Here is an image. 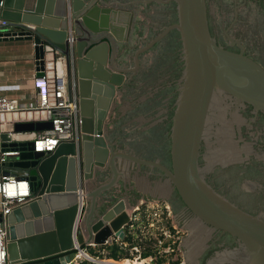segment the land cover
Wrapping results in <instances>:
<instances>
[{"label": "water", "instance_id": "95a60500", "mask_svg": "<svg viewBox=\"0 0 264 264\" xmlns=\"http://www.w3.org/2000/svg\"><path fill=\"white\" fill-rule=\"evenodd\" d=\"M242 1L0 0V18L10 30L20 29L19 36L0 40L32 42L37 70L44 59L63 56L81 118L78 144L47 153H33L32 143L11 144L22 151L13 165L25 170L33 199L5 218L8 264H69L91 245L123 239L132 208L140 200L162 202L171 191L195 219L194 237L185 249L180 245L183 264H200L211 247L204 233L212 232L234 244L206 264H264V204L236 203L206 178L213 165L240 159L233 137L250 125L243 112L250 108L251 121L264 116V68L256 62L264 53V0L240 7ZM167 4L174 18L164 26L158 16ZM170 32L177 34L183 66L173 105L139 116L130 111L137 106L128 85L146 60L154 62L148 51ZM165 115L170 167L156 154H143V144L136 148L153 127L165 125ZM51 128L50 122L20 123L14 132ZM202 147L209 167L200 164Z\"/></svg>", "mask_w": 264, "mask_h": 264}, {"label": "built area", "instance_id": "2783aa9c", "mask_svg": "<svg viewBox=\"0 0 264 264\" xmlns=\"http://www.w3.org/2000/svg\"><path fill=\"white\" fill-rule=\"evenodd\" d=\"M8 27V22L0 18V38L20 35V29L10 30ZM13 32L14 36L8 35ZM34 87L36 103L30 107L0 95V264H8L4 222L6 216L14 208L33 199L30 181L24 175L25 170L13 165L20 161L22 151L13 148L11 144L32 143L33 153H47L63 143L78 144L80 137L78 97L74 88L71 94L68 92L63 56L44 59L43 69L37 71L34 79ZM43 122H50L52 128L44 131L14 132L15 124ZM3 134H6L7 141L1 140ZM78 194L81 207L85 202L83 186L79 188ZM123 231V239L116 238L113 242L123 251V258L103 260L95 251L96 246L91 245L84 254L74 255L69 264H80L82 261L89 264H120L122 261H129L130 264H183L180 261H170V258L168 260L172 254H181V250L180 231L165 203L140 202L138 207L132 208L130 228ZM90 250H93V254ZM144 252H148L145 257Z\"/></svg>", "mask_w": 264, "mask_h": 264}, {"label": "flooded vegetation", "instance_id": "af4514ba", "mask_svg": "<svg viewBox=\"0 0 264 264\" xmlns=\"http://www.w3.org/2000/svg\"><path fill=\"white\" fill-rule=\"evenodd\" d=\"M247 2L248 0L244 3L242 1V3L239 4L240 7L244 6ZM170 7L171 5L169 4L165 5L163 8L161 6V12L158 16L161 17L165 25L171 24L172 22L169 20ZM231 9L233 10L232 4ZM152 26L156 27V24H150V29ZM209 27L212 34L216 37L214 30L215 25H212L210 19ZM156 33L157 32L154 31L150 39H152ZM244 48L245 54H248L247 52L249 50L247 46H244ZM179 49L180 46L177 44V34L170 32L162 41L148 51V53H155L154 62L152 63V58L151 61L146 60L148 66L145 70H143V67L139 68L133 76L132 82L128 85L130 92L136 93V98L133 99V103L137 108L130 111L133 113L137 112L139 116L145 114L151 117L152 111L158 108H162L161 110H168L171 108L176 94V88L178 87V80L181 78L183 71L182 61L179 59L178 55H176V51H179ZM231 50L236 51V48H232ZM248 55L250 56V54ZM256 62L264 68V53H261L260 61ZM149 94H152V96L150 97ZM142 97H146V99H144L145 102L141 100ZM243 117L249 120L250 125H243L240 127L241 138L238 132H235L233 137V142L236 145L235 147L237 151L240 152V159L237 158L236 160H232L226 167L217 164L215 166L213 165V167L207 171L206 178L207 182L212 187L236 203L248 202L251 203V205H255V203L258 202L264 204V116H258L254 121H251L250 118H254V116L250 114V108H248L243 112ZM164 120L166 121L165 125L162 124L159 127H153V130L144 136L143 143L139 142L136 148L139 150V146L143 144L140 149L143 154H156L167 167H170L168 144L166 141L168 115H165ZM204 153V147H202L199 158L200 164L202 167H209L211 162L208 161L207 155H204ZM244 183L252 184L251 188H243ZM161 201L169 207L173 221L180 228L178 229L180 231V245L182 244L185 249V246L187 243H190L195 234V231L191 228L195 220L194 216L181 202L175 191H171L167 196L163 194ZM204 241L210 244L211 247L208 251L206 250V254L200 259V264H206L204 262L205 259L210 257L215 251L232 248L234 244L231 238L221 235L218 232L209 234L204 233Z\"/></svg>", "mask_w": 264, "mask_h": 264}, {"label": "crops", "instance_id": "0c3cea01", "mask_svg": "<svg viewBox=\"0 0 264 264\" xmlns=\"http://www.w3.org/2000/svg\"><path fill=\"white\" fill-rule=\"evenodd\" d=\"M36 68L32 42L24 39L0 40L1 96L17 100L24 106H33L36 103ZM140 202L142 200L138 204Z\"/></svg>", "mask_w": 264, "mask_h": 264}, {"label": "trees", "instance_id": "16d2710c", "mask_svg": "<svg viewBox=\"0 0 264 264\" xmlns=\"http://www.w3.org/2000/svg\"><path fill=\"white\" fill-rule=\"evenodd\" d=\"M248 1H255V0H248ZM259 2V0H256ZM259 4V3H258ZM257 4V5H258ZM260 5V4H259ZM263 6V5H262ZM259 7V6H258ZM264 7V6H263ZM170 18H174V15L173 16H170ZM165 25V24H164ZM101 249V248H100ZM102 249H105L107 250L108 254H107V257L110 258V259H113V260H119L121 258L124 257V253L123 251L120 249V247L115 244V243H112L111 245H106V246H102ZM90 253L93 254V250H90ZM94 255H97V254H94ZM148 255V252H144L143 253V257L147 256ZM80 264H89L85 261H82Z\"/></svg>", "mask_w": 264, "mask_h": 264}, {"label": "rangeland", "instance_id": "374dc122", "mask_svg": "<svg viewBox=\"0 0 264 264\" xmlns=\"http://www.w3.org/2000/svg\"><path fill=\"white\" fill-rule=\"evenodd\" d=\"M174 224L177 227V229H180L175 222H174ZM95 251L99 254L98 255L99 258H102L103 260L110 259V258L107 257V254H108L107 250L102 249L101 246H96ZM169 258H170V261H175V262L180 261L181 263H183V254H182V252H181V254L180 253H178V254H172L171 256L168 257V260H169ZM80 259L83 260V257H81ZM110 260H113V259H110Z\"/></svg>", "mask_w": 264, "mask_h": 264}, {"label": "bare ground", "instance_id": "6f19581e", "mask_svg": "<svg viewBox=\"0 0 264 264\" xmlns=\"http://www.w3.org/2000/svg\"><path fill=\"white\" fill-rule=\"evenodd\" d=\"M82 255V254H81ZM111 262H107V264H110ZM120 264H130V262L129 261H122V263H120Z\"/></svg>", "mask_w": 264, "mask_h": 264}]
</instances>
